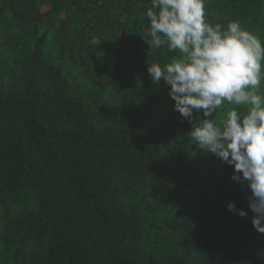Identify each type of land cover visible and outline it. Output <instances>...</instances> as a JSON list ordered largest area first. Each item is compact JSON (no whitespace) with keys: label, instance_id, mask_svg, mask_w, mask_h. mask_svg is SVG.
Here are the masks:
<instances>
[{"label":"trees","instance_id":"obj_1","mask_svg":"<svg viewBox=\"0 0 264 264\" xmlns=\"http://www.w3.org/2000/svg\"><path fill=\"white\" fill-rule=\"evenodd\" d=\"M150 6L0 0L7 27H48L23 37L31 44L17 68L0 64V247L13 264H264L247 184L210 153L201 165L191 124L173 107L154 128L138 105L156 84L148 63L179 56L148 46ZM206 13L264 41V0H218ZM50 33L86 76L113 63L110 102L76 90L43 53Z\"/></svg>","mask_w":264,"mask_h":264},{"label":"clouds","instance_id":"obj_2","mask_svg":"<svg viewBox=\"0 0 264 264\" xmlns=\"http://www.w3.org/2000/svg\"><path fill=\"white\" fill-rule=\"evenodd\" d=\"M206 0H151L148 46L179 52L161 66L148 63L152 82L163 80L174 101L173 110L191 124L189 137L198 147L233 167L231 179L246 183L254 229L264 234V41L238 20L227 26L206 18ZM225 102L244 106L216 112ZM229 212L240 217L234 203Z\"/></svg>","mask_w":264,"mask_h":264},{"label":"rangeland","instance_id":"obj_3","mask_svg":"<svg viewBox=\"0 0 264 264\" xmlns=\"http://www.w3.org/2000/svg\"><path fill=\"white\" fill-rule=\"evenodd\" d=\"M218 0H206L205 10L210 4H215ZM48 31L47 26H38L23 31L18 26L7 27L5 23H0V64L5 63L11 69L17 68L23 56L24 45L31 44L30 39H24L26 35L31 36L34 40L40 38ZM43 53L51 58L55 64L64 67L66 74L72 82L76 90L81 92L93 93L101 92L104 94L106 101L110 102L112 99L111 90L109 87V71L112 70L113 63L109 60L102 61V72H98V68L94 65L89 66V76H86V67L76 65L65 55L57 46L55 37L48 34V41L43 48ZM264 89V84L261 85ZM169 87L161 80L159 84H154L152 90L145 94L143 99L139 100L138 105L142 109V113L147 118L154 128L159 127L169 116V110L173 107L174 101L168 95ZM241 108L246 111L244 106L229 105L227 102L217 110L214 119L219 123L225 117V109L227 108ZM193 152L198 157L201 165L204 166L207 161L206 149L201 150L196 142L193 144ZM0 264H13L12 261L4 254L0 247Z\"/></svg>","mask_w":264,"mask_h":264}]
</instances>
